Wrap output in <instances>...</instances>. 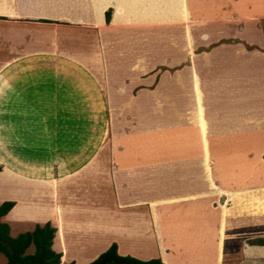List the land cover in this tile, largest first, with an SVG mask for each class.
Here are the masks:
<instances>
[{
  "label": "rangeland",
  "instance_id": "rangeland-1",
  "mask_svg": "<svg viewBox=\"0 0 264 264\" xmlns=\"http://www.w3.org/2000/svg\"><path fill=\"white\" fill-rule=\"evenodd\" d=\"M59 1L58 16L63 17L67 13L63 9L71 4L79 7L77 0ZM150 1L153 6L161 3ZM219 1L224 8L215 15L204 14L209 3L203 0L175 4L166 15L159 8L152 24L140 21L144 15H135L136 23L120 24L123 10L119 8L113 21L116 28L96 26L80 14L73 25L44 26L40 32L35 27L0 26V201L15 200L8 221H1L11 226V236L33 231V224L17 223L23 217H44L59 228L62 243L63 219L67 236L75 232L81 238L68 241L70 250H80L74 255L76 261L84 264L96 251L106 252L112 238L118 237L114 222L121 212L136 209L141 218L152 214L155 222L160 212L167 215L165 220H178L167 226L181 225L182 237L191 234L188 225L197 213L218 219L221 211L226 230L235 224L239 236V220L256 210L258 202L264 210V198L242 207L241 190L225 197L223 188L232 185L230 181L209 180L211 166H255L264 182V147L245 136L262 134L264 141V109L249 104L246 119L233 115L227 125L216 119L207 124L205 119L217 114L216 101L205 93L210 85L216 86L212 76L229 67L222 57L228 42L241 43L238 47L250 55L264 49V0ZM13 4L14 0H0V14L13 13ZM106 12L110 24L114 11ZM215 24L221 25L217 32L225 36L218 43L208 35ZM260 38L263 42L254 44ZM215 48L212 63L202 59ZM234 68L229 71L234 73ZM63 82L70 84L67 90ZM196 193L205 197H183ZM155 199L150 212L147 202ZM198 200L203 208L196 211ZM191 209L194 212L189 213ZM184 217L191 222L181 224ZM71 218L93 219L103 227L86 231L85 225L71 232ZM210 224L196 222L195 254L173 250L174 246L164 249L154 228L153 245L132 248L123 243L131 250L121 247L117 251L122 254H117L164 264H211L216 250L209 247L213 249L215 241L209 232L197 230H208ZM220 242L222 248L223 238ZM236 244L226 253L219 250L218 264H264V250L259 248L264 247V237H248ZM33 250L30 247L28 253ZM183 251L191 258L196 255L194 262H187ZM65 260L64 256L62 264ZM5 262L0 258V264Z\"/></svg>",
  "mask_w": 264,
  "mask_h": 264
},
{
  "label": "crops",
  "instance_id": "crops-1",
  "mask_svg": "<svg viewBox=\"0 0 264 264\" xmlns=\"http://www.w3.org/2000/svg\"><path fill=\"white\" fill-rule=\"evenodd\" d=\"M185 1L186 0H161L160 4H158L157 6H153L154 4L151 3L150 0H77V2L79 3V7L78 6L76 7L75 4H71L70 5L71 7L69 8L70 10L69 9L67 10V8H64L63 10L67 11V13H65V15L62 17V16H58V4H59V2H61L59 0L58 1H56V0H14V4L11 5V7L13 9L12 10L13 13H10L8 15L0 14V18L4 19V20L0 19V26L1 27L3 26L7 29L9 27L13 28V25L16 27L18 26L21 29H25V27H26V29H28L29 27L30 28L35 27L40 32V30L46 29V27H49V26L51 27L53 25L54 26H62V25L63 26H65V25L69 26L71 24L73 25L76 23L75 20H78L80 18V16H81V18L85 17L84 19H86V16H88V18L90 19L89 21H92L93 24H96V26H104L105 25L106 27H108V25H109L110 27H114L113 21L118 14L117 9H119V8H122V10H123L122 14L118 15V18L120 20V24H126L127 22H131V21H134V23H136V21H138L139 18H137V20L135 21V19H134L135 15H137V16L138 15H144V16H142V19H144V21L143 20H140V21H142V23L144 22V23H151L152 24L153 21L155 20L154 14L157 13V9L160 8V10L162 11V14L166 15L165 12L169 13L172 6H174L175 4L180 5L182 2H185ZM203 1H205V2L208 1L207 3H209L205 6L206 11L204 14H208V15L214 14L215 15V14L222 13V10L224 8L223 6L220 5L222 1H219V0L218 1L214 0L213 2H212V0L211 1L203 0ZM148 2H150V3L148 4ZM63 4H64V2H63ZM89 8L91 9V11H89ZM108 9H113V11H114L113 12L114 13L113 18H112V21L110 22V24L106 23V21L104 20V17H103V15L105 14V11H107ZM168 9H169V11H168ZM181 11H182V13H184V9H182ZM181 11H180V13H181ZM240 13L243 14L245 12L243 11ZM79 14H80V16H79ZM68 16H70V17H68ZM74 17H77L78 19H76ZM37 20H46L49 23L37 22ZM156 21H154V23ZM158 22H159V20H158ZM162 22H163V20H162ZM81 23H83V22H81ZM212 23H214V22H212ZM44 26H46V27L44 28ZM220 26L221 25H219V24H215V25L209 27L212 30V33L208 34V35L210 37L213 36L214 39L216 40L215 42H217V43L221 42L223 37H225V36H222L221 31L217 32L218 30H222V27H220ZM114 28H116V26ZM250 30L252 31V29H250ZM255 31L258 32V30H255ZM248 33H249V31H248ZM261 35H262V33H261ZM31 36H33V35H31ZM214 39H212L211 41H213ZM261 39L262 38L259 39V42H257L258 40L255 39L254 44L259 46L258 43H260V41H262ZM231 42H233V40L228 42L229 44H227L225 46V47H227L225 50L226 54L223 56L221 55V56L224 57L223 60L227 66H229L232 69H233V65L235 66V68H234L235 72L234 73L230 72L229 71L230 69L228 67L226 70L222 69V72L217 71L212 76L211 80H212V82H214L216 84V86L214 87V86L210 85V87L208 88V90L205 94L208 96H211L212 98H214L213 100L216 101V104H214L215 106L214 107L211 106V107H213V110L217 114H216V116H210L209 120L205 117L207 124H208V122L210 123V119L211 120L216 119L217 121L221 122L222 124L227 125L228 121H230L232 119L233 115H235V116L240 115V117L243 116V118L246 119L245 116H246V113L248 112V106H249V104H252V103H255V104L257 103V105H260L259 107L261 109H264V49L260 48V49H258L260 51H256V54H255V52H252L253 54L250 55L249 51H247L246 49H242V48L238 47V46H243V45H241V43L239 45L237 42H236V44L231 43ZM233 44H235V45H233ZM234 46H237L235 48V51H234L235 56L233 54H231V51H233ZM220 50H221V48H220ZM217 52H218V50H217V48H215L211 52H207L209 55V58L206 56V57H202V59L212 63V61L216 59ZM24 55L25 54L21 55L20 58L23 57ZM28 56H27V58H28ZM0 57L2 58V56H0ZM32 57H33V55H32ZM234 57H236V58H234ZM238 61H240V63ZM22 75L24 78L25 74H22ZM32 79L34 81L36 78H31V80ZM210 84H212V83H210ZM68 85H70V84H67V82H65L63 84V86H66V90H67ZM63 86H61L60 89H62ZM51 87L54 88V85L52 84ZM65 92L66 91L63 90L61 93L66 94ZM203 95H204V92H203ZM219 98H222L221 101L218 100ZM210 109L211 108H209L208 110L210 111ZM211 115H212V113H211ZM256 122L257 123L255 125H260L258 121H256ZM261 122L263 123V121H261ZM245 136H247L246 138L250 137V139H253V141L258 142V144L260 145L261 148L264 147V143H263L264 141L262 138L263 137L262 134L251 135V136L245 135ZM261 144H263V145H261ZM260 154H261V152H260ZM1 171H0V173H2ZM201 173L203 174L202 168H201ZM261 174L262 173H261L260 169H257L255 166H232V167H228V168L212 167L211 166V175L218 176L217 177L218 179L214 178V180H213V176L211 179V175H209V180L211 181V183L213 181H216V182H217V180L219 181L220 180L219 178H221V180L223 179V181H225V183H227V181H230V184H232V185L227 184L229 187L223 188L224 193L222 192L223 193L222 195L226 197L225 193H227V192L233 193V191H236V189L241 190L242 191V192L240 191L241 192L240 193L241 198H239V200L241 199L242 207H244L245 205H249L250 203L255 204L254 202L258 201L260 199L263 200V198H264V182H262L263 180H260V178L262 176ZM24 180H26V179L24 178ZM216 182H214V183H216ZM233 183H235L236 188L233 187ZM239 185H243V186H241L240 188H237V187H239ZM204 190L205 189H203L202 191H204ZM197 191H198V193L202 192L201 190H197ZM214 191L217 192L216 190H214ZM218 192H220V190ZM198 193H196V196H194L192 194H188V195L183 196V197L190 198V199H194L195 197L196 198L205 197V195L197 196ZM211 195H212V189H211ZM211 195L208 194V196H211ZM191 197H193V198H191ZM3 201H15V200L4 198L2 200V202L0 201V204L3 203ZM152 201H157V200L155 199V200H151V201L147 202L148 210H150V212H151V202ZM261 203L260 202H258V204L256 203L257 204L256 210H258L259 205H261ZM193 205L195 207V204H193ZM202 208H203L202 203H200V201L197 202L196 203V211H199ZM260 208H261V210L259 212L256 211L255 208L252 209L248 213V216L244 221H242V219L239 220V223L241 225L238 228L242 231L243 235H245L244 238H248V237L252 238L253 237V239H254V238L264 237V234H261V232L264 231V210H262L263 209L262 207H260ZM194 209H191L189 211V213L194 212ZM10 213L11 212H9L8 215L3 218L5 221H8L7 219L9 217ZM120 214H121L120 218L114 222L116 230L119 231L118 237L114 236L115 238H112V240L108 244V246H110V244H112V242L115 243L117 245V250H119L121 247H125L124 244H130V246L132 248H138V247L141 248V247H144L146 245H150V243H151V245H153L152 241L150 242V240H151V234H152L153 228H154V230L160 236V244L164 249H167L168 247L174 246L173 250H193L194 254H195L196 233H197L196 222H198V221L200 223H202V221L203 222L207 221V222H209V224L212 223L208 226V230H204V229H201L200 227H197L198 232H203V233L205 231L209 232L208 237L210 239H214V241H215L214 246L212 247L213 249H211L209 247V250H216V252H215L216 257H214L211 264H218L217 257L220 254L219 250H223L225 247L223 245V247L221 248V242H220L221 239L224 237V236L222 237L221 235H224L226 232V226L224 225L226 223L224 220L225 217H224V213H222L221 211L218 213V219H212V218L208 219L206 217L201 218L200 214L197 213L196 217L191 219L193 224L188 225V230L191 229V231H192L191 234L190 235L184 234L182 237L179 235V233L181 232L180 231L181 225L179 226V228L177 225L174 229H169L167 226V223H169L171 221L172 222L173 221L178 222V220L177 219H171V218H167L165 220L164 217H167V215L162 216V213H160V212H158L159 215L157 216L156 222L153 220L152 214L148 215L149 217L145 216V217L141 218L140 216H142V214H139V211H137L136 209H132L131 211H126L124 213L121 212ZM38 218H40V219L34 220L31 217H23L17 223L33 224L34 225L33 230H34L36 225H44L45 221H46L45 223L51 221L50 218L46 219V220L44 217H42V218L38 217ZM182 220L183 221L181 222V224L185 221L191 222L190 219L187 217H184ZM71 221L74 223V228L71 229V232H73L75 229L77 231H79V230H81V228H84L85 225H87L84 228V230H86V231H88V228H89V230H93V229L97 228L96 230L98 231V229H100L101 226L103 227V224H99L98 222L94 223L93 219L92 220L90 219V220L84 222V221H80V220H76V219L71 218ZM61 222H62V224L61 223L60 224H61L62 230H63V241H62V243H60L58 240L59 228L57 227L56 229L58 231H56V237H54V239H56V241L53 240L52 248L56 252L61 253L62 256L66 257L65 264H68L71 262H73L74 264H82L79 261H76V258L74 257V255L77 254L80 250H75L76 252H73L72 250H70V246L72 245V243H70L68 241L70 239V237L72 238L70 240L78 239L74 236V235L77 236L78 234L74 232L73 236H70V237L67 236V233H66L67 230L64 228V225L66 223L63 221V219H61ZM67 222H69V221H67ZM122 224L126 225L127 227H123ZM150 225H151V227H150ZM152 225L154 227H152ZM213 225H215V229L213 228ZM236 226L237 225L234 224L233 229ZM167 229L170 232L167 231ZM233 237H235V236H233ZM238 238H236L235 242H232V243H229V239H228V241H226L227 245L230 244L228 248H233L234 246L238 245V244H236ZM80 239L81 238H79L78 240H80ZM73 244H75V243L73 242ZM129 248L125 247L124 249L125 250H131ZM255 249L259 250L258 247H256ZM102 253H104V250L96 251L93 254V256H91V258L88 259L84 264H90L91 262L96 260ZM119 254H122V253H119ZM178 254H180V252H178ZM181 255L184 256V258L187 260V262H194V260L196 259V255H195V257L191 258L190 255L188 254V252H185V251H183L181 253Z\"/></svg>",
  "mask_w": 264,
  "mask_h": 264
},
{
  "label": "trees",
  "instance_id": "trees-1",
  "mask_svg": "<svg viewBox=\"0 0 264 264\" xmlns=\"http://www.w3.org/2000/svg\"><path fill=\"white\" fill-rule=\"evenodd\" d=\"M105 17L106 23H109L110 13L106 12ZM37 22L49 23L46 20H37ZM14 206L15 203L13 201H5L0 204V258L6 259L5 264H62L64 262V256L62 257L61 253L56 252L52 248L57 230L49 222L43 226L36 225L32 232H24L15 237L11 236L9 225L1 220L14 209ZM246 218H243L242 221ZM230 229L231 232L229 231ZM229 230H226L223 235L224 252L229 249L230 244H226L228 239L229 243H232L235 242L236 238L239 237L237 239L238 241L240 239L242 240L245 236L240 230L238 236L237 229H233L232 226H229ZM261 234H264V231ZM30 247L34 248L32 253H28ZM259 248H261L260 250H264L263 246H259ZM105 257L112 258V261H109L107 264H164L159 259L143 261L130 256H120L117 254V245L115 243L90 264H98ZM223 257H221L222 262ZM68 264L74 263L71 262Z\"/></svg>",
  "mask_w": 264,
  "mask_h": 264
},
{
  "label": "water",
  "instance_id": "water-1",
  "mask_svg": "<svg viewBox=\"0 0 264 264\" xmlns=\"http://www.w3.org/2000/svg\"><path fill=\"white\" fill-rule=\"evenodd\" d=\"M109 261H112V258L111 257H105L98 264H107Z\"/></svg>",
  "mask_w": 264,
  "mask_h": 264
},
{
  "label": "bare ground",
  "instance_id": "bare-ground-1",
  "mask_svg": "<svg viewBox=\"0 0 264 264\" xmlns=\"http://www.w3.org/2000/svg\"><path fill=\"white\" fill-rule=\"evenodd\" d=\"M62 230V229H61ZM62 232H63V230H62Z\"/></svg>",
  "mask_w": 264,
  "mask_h": 264
}]
</instances>
